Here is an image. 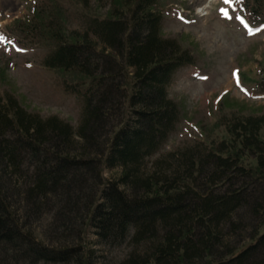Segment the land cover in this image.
Here are the masks:
<instances>
[{"label": "trees", "instance_id": "trees-1", "mask_svg": "<svg viewBox=\"0 0 264 264\" xmlns=\"http://www.w3.org/2000/svg\"><path fill=\"white\" fill-rule=\"evenodd\" d=\"M250 2L263 18L264 0ZM156 3L121 0L71 41L50 33L43 65L85 78L75 128L0 97V264H264V116H225L227 137L151 159L179 120L173 74L194 63L161 35ZM91 228L127 253L96 256Z\"/></svg>", "mask_w": 264, "mask_h": 264}, {"label": "rangeland", "instance_id": "rangeland-1", "mask_svg": "<svg viewBox=\"0 0 264 264\" xmlns=\"http://www.w3.org/2000/svg\"><path fill=\"white\" fill-rule=\"evenodd\" d=\"M121 0H0V97L13 95L27 111L55 115L77 126L83 106L77 72L47 68L43 58L58 30L68 41L82 31L87 17H109L123 10ZM250 0H157L161 35L188 49L193 64L178 68L168 87L179 120L160 151L227 137L223 124L232 114L264 116V17L252 18ZM125 9V6H124ZM35 20V21H34ZM34 21V22H33ZM54 23L49 28L48 24ZM33 23V24H32ZM67 84V85H66ZM264 139V129L262 130ZM103 169L104 179L118 175ZM49 215L36 223L39 237ZM92 228L87 246L107 263L128 251L96 244ZM46 243V241H45Z\"/></svg>", "mask_w": 264, "mask_h": 264}, {"label": "snow or ice", "instance_id": "snow-or-ice-1", "mask_svg": "<svg viewBox=\"0 0 264 264\" xmlns=\"http://www.w3.org/2000/svg\"><path fill=\"white\" fill-rule=\"evenodd\" d=\"M225 2H228V0H225Z\"/></svg>", "mask_w": 264, "mask_h": 264}]
</instances>
